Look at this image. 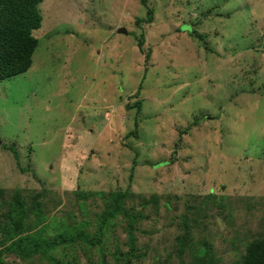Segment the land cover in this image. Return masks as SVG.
Masks as SVG:
<instances>
[{"label":"rangeland","instance_id":"rangeland-1","mask_svg":"<svg viewBox=\"0 0 264 264\" xmlns=\"http://www.w3.org/2000/svg\"><path fill=\"white\" fill-rule=\"evenodd\" d=\"M148 4L153 21L142 28L134 23L145 15L141 0L39 4L30 68L0 79V209L17 188L26 201L39 193L47 218L34 226L26 204L31 228L22 234L54 237L61 219L91 233L108 193L127 189L124 206L141 215L130 264H193L206 244L215 264H241L248 242L264 235V0ZM142 30L148 59L137 45ZM139 99V113L126 108ZM152 196L158 203L143 208L141 198ZM126 222L119 215L110 223L103 250L80 243L49 253L124 264ZM184 226L191 234L182 247ZM6 232L0 226V249ZM4 260L51 264L7 250Z\"/></svg>","mask_w":264,"mask_h":264},{"label":"trees","instance_id":"trees-1","mask_svg":"<svg viewBox=\"0 0 264 264\" xmlns=\"http://www.w3.org/2000/svg\"><path fill=\"white\" fill-rule=\"evenodd\" d=\"M42 1L43 0H0V79H6L25 73L30 68L34 51L39 43V39L33 34V31L39 29L42 25L43 15L39 8V4ZM141 1L146 9L145 15L136 17L134 21L139 28H142L145 23H151L154 14L153 9L148 4V0ZM190 33L197 37V39L199 38V40L204 39V36L200 33L195 31ZM136 36L138 37L137 45L139 50L143 54L145 53V58L148 59L151 51L150 49L147 50L144 46V31L142 30ZM139 89L140 88H138V90ZM134 94L137 96L139 92ZM126 108H134L136 112L139 113L141 111V100H135L134 103L132 102L131 104L127 103ZM138 122L139 120L137 121L136 117L134 129L132 132H129L130 135H132V133L136 135ZM181 133L185 134L186 132L181 131ZM8 149L12 153V156L17 159L18 153L14 147L8 146ZM131 194V191L127 189L109 192L107 197L110 198L111 201L110 203L106 202L105 209L98 217L96 228L91 233L84 229L85 223L64 225L65 221L61 219L59 221V223L63 225L61 232L57 233L54 237L47 238L44 237L41 232L43 229H39L38 232L35 233L22 234V230L31 228V225H23L25 208L27 207L26 204L32 205V210H34L37 216V221L34 226L39 225L47 218L45 214H40V204L37 201L38 197L43 195L39 193L31 195L30 201H26V196L21 193V189H15L10 199L4 201L0 209V226L6 229V239H9V242L4 245V249H0V264H6V260H4L5 250L9 253L14 252L23 259L35 254H40L46 256L51 261V264H74V260H76L74 256L75 252L69 254L74 259L72 262L60 259L54 255L52 256L49 252L56 249L59 245H61V247L64 245L65 250L69 246H72L73 250L74 248H78L80 243L84 244V246L89 249L95 248L103 250L104 240L107 241L108 238L105 236L108 234L110 223L119 215L127 220L125 230L127 229L129 234L127 241L130 249L123 254L125 256L123 262L124 264H130L131 260L137 259L138 257L134 244V225L137 218L141 217V215L137 216L133 210H130V208L133 209L132 207L126 208L124 206V201L129 199ZM1 195L2 190L0 189V197ZM210 195L209 193L208 196ZM141 199L143 208L152 201L158 203V198L155 196ZM1 218H3L2 222L4 226L1 225ZM54 219L55 218H52L51 221L53 222ZM184 222L185 220H182V224H184ZM12 228L14 231L10 232ZM189 233V227L184 226V232L182 236L178 238L180 239L179 242L182 247L189 242ZM14 235L18 236L13 238ZM206 246L209 247L206 251L198 250L194 253L193 264H215L212 254L210 253V246L208 244H206ZM181 251L184 252V249ZM101 263L104 264L103 260H101ZM241 264H264V235H258L248 242L244 255L241 258Z\"/></svg>","mask_w":264,"mask_h":264},{"label":"water","instance_id":"water-1","mask_svg":"<svg viewBox=\"0 0 264 264\" xmlns=\"http://www.w3.org/2000/svg\"><path fill=\"white\" fill-rule=\"evenodd\" d=\"M117 32L118 33H126L127 31H126V29L124 27H120V28L117 29Z\"/></svg>","mask_w":264,"mask_h":264},{"label":"clouds","instance_id":"clouds-1","mask_svg":"<svg viewBox=\"0 0 264 264\" xmlns=\"http://www.w3.org/2000/svg\"><path fill=\"white\" fill-rule=\"evenodd\" d=\"M120 28V27H119ZM117 31V30H116ZM118 33V32H117Z\"/></svg>","mask_w":264,"mask_h":264}]
</instances>
